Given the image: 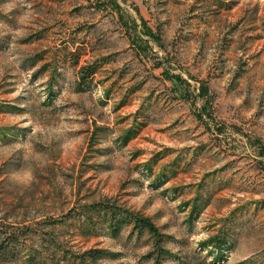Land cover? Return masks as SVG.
<instances>
[{
    "label": "rangeland",
    "instance_id": "rangeland-1",
    "mask_svg": "<svg viewBox=\"0 0 264 264\" xmlns=\"http://www.w3.org/2000/svg\"><path fill=\"white\" fill-rule=\"evenodd\" d=\"M0 264H264V0H0Z\"/></svg>",
    "mask_w": 264,
    "mask_h": 264
},
{
    "label": "trees",
    "instance_id": "trees-1",
    "mask_svg": "<svg viewBox=\"0 0 264 264\" xmlns=\"http://www.w3.org/2000/svg\"><path fill=\"white\" fill-rule=\"evenodd\" d=\"M94 74H95L94 70H89L88 72L83 73V77L86 80L87 78L92 77ZM92 209L97 212L98 217H100L101 215L102 218H104L106 221H109V224L112 225L111 227L114 230L118 231L124 219L122 218V212H120V214L118 212L116 213L114 208H112L111 206H107L104 209L100 208V203L94 205ZM124 215L125 213H123V216ZM87 220L88 221L92 220V216H90V214L87 216ZM135 221H136L135 227L137 228V231L140 230L141 232H144V231L149 232L154 237L153 239H156L157 245L163 244L164 236L158 234V229L150 220L145 219V218L135 217ZM157 234L158 236H156ZM161 253L166 254L163 252V250H161ZM104 254L105 253H103L102 251L99 252L95 249H90L88 251L83 252V254H81L80 261L84 263L87 260V257H90L92 260H97Z\"/></svg>",
    "mask_w": 264,
    "mask_h": 264
}]
</instances>
